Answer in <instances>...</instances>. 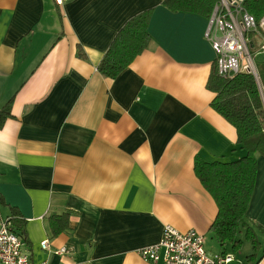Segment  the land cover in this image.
I'll return each mask as SVG.
<instances>
[{
    "label": "crops",
    "instance_id": "1",
    "mask_svg": "<svg viewBox=\"0 0 264 264\" xmlns=\"http://www.w3.org/2000/svg\"><path fill=\"white\" fill-rule=\"evenodd\" d=\"M150 9L148 49L118 78L102 76L118 32ZM208 23L162 0H0V109L13 100L0 129V228L19 216L36 264H148L138 252L167 225L202 234L211 256L235 255L211 232L218 207L195 173L197 160L246 156L211 106ZM66 212L71 231L54 237L49 218ZM247 224L263 249V157Z\"/></svg>",
    "mask_w": 264,
    "mask_h": 264
},
{
    "label": "trees",
    "instance_id": "2",
    "mask_svg": "<svg viewBox=\"0 0 264 264\" xmlns=\"http://www.w3.org/2000/svg\"><path fill=\"white\" fill-rule=\"evenodd\" d=\"M219 3L220 0H162V4L173 13H191L207 19ZM245 9L259 24L264 19V0H246ZM153 12L150 9L135 16L118 32L98 67L102 76L118 78L148 49L152 40L148 28ZM251 38L254 41V48L251 49L254 56L259 44L255 35ZM78 55L86 59L81 50ZM207 89L216 95L212 108L236 129L237 144L246 152L245 157L235 162L206 163L197 160L195 163L197 178L218 207V216L211 232L220 245L232 244V250L236 253L242 247L243 242L238 236L244 229L246 240L251 242L254 251L247 257L248 264H257L260 260L257 255L262 251L263 257L264 248L255 230L247 224V213L254 194L258 157L264 158V79L248 73L223 78L217 65H214ZM12 103L11 99L0 109V129L12 118ZM70 222L69 212L52 215L49 224L53 236L70 232ZM9 224L12 231L27 244L24 222L19 216L10 219ZM257 229L264 234V227L257 226Z\"/></svg>",
    "mask_w": 264,
    "mask_h": 264
},
{
    "label": "built area",
    "instance_id": "3",
    "mask_svg": "<svg viewBox=\"0 0 264 264\" xmlns=\"http://www.w3.org/2000/svg\"><path fill=\"white\" fill-rule=\"evenodd\" d=\"M69 0H54L63 7ZM246 0H220L209 18L205 37L215 54L218 72L223 78H232L240 73L258 76L251 49L259 39L255 55L264 51V19L259 24L245 9ZM263 42V43H262ZM42 248L50 249L49 241L42 242ZM23 241L12 231L9 222H1L0 264H36L30 253L24 249ZM71 250L63 248L56 255H65ZM148 264H234V254L219 253L211 256L206 250L205 237L192 229L180 232L167 225L161 240L154 245L141 248L138 252ZM39 264H49L43 262Z\"/></svg>",
    "mask_w": 264,
    "mask_h": 264
},
{
    "label": "rangeland",
    "instance_id": "4",
    "mask_svg": "<svg viewBox=\"0 0 264 264\" xmlns=\"http://www.w3.org/2000/svg\"><path fill=\"white\" fill-rule=\"evenodd\" d=\"M259 42H260V40L257 39V44H259ZM253 58H254L253 60H254L256 69L258 71L257 72L258 75L261 78L264 79V62H263L264 54H263V56H261L260 54L259 55H254ZM242 238H244V236ZM206 250H207V247H206ZM245 251L248 253L247 256L243 255V253H246ZM252 252H253L252 244L251 243H247V240L244 238L243 247L238 252L235 253V256H236L237 260L239 259V260L247 261V257L250 256L252 254ZM241 263L244 264L246 262H241Z\"/></svg>",
    "mask_w": 264,
    "mask_h": 264
},
{
    "label": "water",
    "instance_id": "5",
    "mask_svg": "<svg viewBox=\"0 0 264 264\" xmlns=\"http://www.w3.org/2000/svg\"><path fill=\"white\" fill-rule=\"evenodd\" d=\"M258 79V78H257Z\"/></svg>",
    "mask_w": 264,
    "mask_h": 264
}]
</instances>
